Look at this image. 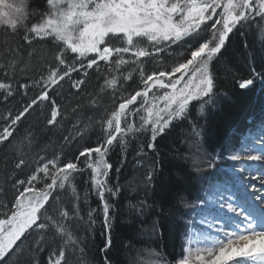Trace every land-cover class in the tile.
<instances>
[{"label": "snow or ice", "instance_id": "1", "mask_svg": "<svg viewBox=\"0 0 264 264\" xmlns=\"http://www.w3.org/2000/svg\"><path fill=\"white\" fill-rule=\"evenodd\" d=\"M253 25L259 29L261 54L244 53L247 72L238 81L240 89L264 83V0H39L35 5L31 0H0V33L6 38V54L0 59V163L5 176V186H0V264H71L77 252L83 258L86 244L73 224L85 220L93 231L101 223L105 241L100 264H112L115 199L124 187L119 177L129 137L150 133L135 150L139 163L147 156L145 148L156 152L157 137L173 120L190 114L193 101L200 102L199 111L209 121L207 135L211 107L220 102L214 69L232 39L247 35ZM38 49L47 50L46 68L39 78L21 79L20 64ZM66 102H73L78 117L73 131L62 136L58 151L48 155L45 147L32 155L36 136L26 122L35 115L38 130L60 128ZM206 105L210 108L204 115ZM81 112L85 118H79ZM117 146L121 157L114 165L109 155ZM256 151L254 144H246L229 154L228 160L239 163L216 180L199 175L206 169L195 160L193 171L201 186L191 199L163 188L156 193L160 162L151 158L142 181L145 194L151 188L154 194L170 195L165 203L171 208L178 197L191 210L169 213L186 241L175 264H264V167L256 177L244 163L264 165V143L258 154H251ZM218 159H209L207 168H215ZM85 176L82 198L75 181ZM238 190L245 195L237 196ZM67 191L71 200L66 204L61 195ZM91 195L96 208L89 204ZM154 203L141 200L129 207L144 215Z\"/></svg>", "mask_w": 264, "mask_h": 264}, {"label": "trees", "instance_id": "2", "mask_svg": "<svg viewBox=\"0 0 264 264\" xmlns=\"http://www.w3.org/2000/svg\"><path fill=\"white\" fill-rule=\"evenodd\" d=\"M35 5L39 0H31ZM247 35H238L232 39V45L226 53L221 63L217 64L214 72L218 80V91L220 102L211 107L213 115L210 120V130L204 135V129L209 128V121L204 119L199 111V101H193L189 106L190 114L186 118L173 120L165 132L157 137L156 152H151L145 148L147 156L139 163L135 150L146 140L150 139V133H137L135 137L130 136V143L126 152L125 167L119 177V183L124 185L119 198L115 199L116 219L112 230L113 247L112 264H142L139 256L153 251L165 264H175V259L181 254V245L186 244L182 233L173 226L170 212L179 215L187 212L183 205L178 202L175 208L168 206L165 201H170L171 196L154 194L152 189L147 190L142 183L144 171L151 169V158L155 157L159 162L156 173L154 187L156 193L160 188L164 192L178 191L180 195L191 199L199 190L200 183L195 178L197 173L193 171L195 166L190 157V145L197 140L201 143L203 150L216 159L215 168L205 176L213 180L224 177L221 168L230 169L236 162L227 159L229 154L241 151L246 145L244 138L249 135L264 134V83L257 82L250 89H240L238 81L245 77L247 66L244 62V53L255 50L259 56L261 49V37L256 25L252 29H246ZM5 36L0 33V59L6 54ZM179 51V50H178ZM48 58L46 49H38L33 57L26 58L25 63L19 66V77L21 79L39 78L40 73L46 68L45 59ZM16 103H19L17 98ZM67 103L66 119L62 121V127L49 130L44 128L38 130L39 125L35 115L29 118L25 126H32V131L36 140L32 145V155L42 152L46 147L48 155H51L58 142H62L63 135L73 131L72 125L77 121V115L73 114V102ZM12 107V105H9ZM210 106H205L204 115H207ZM4 110V105L0 104V111ZM261 110L259 113L257 111ZM92 112L87 116L91 117ZM79 118H85V113L81 112ZM248 120L250 121L249 123ZM199 125V127H198ZM25 126H22L21 138H23ZM98 130V129H97ZM200 132V135H197ZM83 142V141H82ZM93 143L95 139L93 138ZM3 154L0 153V157ZM121 157V149L117 146L114 152L110 153L109 160L114 165ZM115 169H113L114 175ZM215 172L219 175H216ZM87 177H77L75 183L81 190L87 187L84 180ZM5 180L4 165L0 163V186ZM115 183L116 181L113 180ZM61 199L67 204L71 200V192L62 193ZM141 200H147L153 204L151 209H145L144 215H139L135 209L129 207L130 204H138ZM164 203V207L161 204ZM91 207L96 208L98 201L94 195L89 198ZM88 205H84L85 214ZM155 225V230L153 228ZM161 225L163 227H161ZM93 229L87 227V221L83 224L76 222L73 224V231L77 233L86 244L85 254L80 258L79 252L71 258V264H100L103 252L100 251L105 241L102 226L99 221ZM27 257V253H26ZM25 257V258H26Z\"/></svg>", "mask_w": 264, "mask_h": 264}, {"label": "rangeland", "instance_id": "3", "mask_svg": "<svg viewBox=\"0 0 264 264\" xmlns=\"http://www.w3.org/2000/svg\"><path fill=\"white\" fill-rule=\"evenodd\" d=\"M6 2H11V0H6ZM252 140V139H251ZM257 141H260L261 143H256ZM257 141H251V143L253 142L254 145H257L259 148H261V145L262 143H264V137L262 138V140L259 138V140ZM251 143H247V144H251ZM257 147V148H258ZM190 152L192 153V157H190V161H192L193 165L196 167L197 165L194 164V161L195 160H200L201 161V164L199 165L201 168H205L206 170L202 173H200L199 175H203L205 176L209 171H212V169H208L207 168V161L209 159H212L211 156L209 154H207L203 148H202V145L201 143H199V141L197 140L196 142H193L191 145H190ZM260 150L257 149L256 152H253L251 154H258ZM239 162H236V164H238ZM246 166L250 165V171L256 176V177H259L261 175V171L260 169L262 167H264V165L261 164V162H244ZM231 169V168H230ZM230 169H224V168H221V171L223 174L225 175H229L230 174ZM216 175H219L215 172ZM208 175V174H207ZM209 177V176H208ZM253 184H258V180L257 179H253L251 181ZM245 193L243 192V190H238L237 191V196H244ZM187 212H190L191 210L189 209H186ZM258 215V214H257ZM259 222V221H258ZM147 255H146V258H148L146 261H150V260H158V257L157 255L155 256H152L150 255V253H154L153 251H149V252H146ZM145 261V262H146ZM144 261H141L140 260V263L142 264H145ZM159 264H165L163 261H159Z\"/></svg>", "mask_w": 264, "mask_h": 264}, {"label": "bare ground", "instance_id": "4", "mask_svg": "<svg viewBox=\"0 0 264 264\" xmlns=\"http://www.w3.org/2000/svg\"><path fill=\"white\" fill-rule=\"evenodd\" d=\"M261 110H259V111H257V113H259ZM264 114V113H263ZM250 121L248 120V122L247 123H249ZM262 131H264V127H262V129H261ZM262 137H264V134H259V135H247V136H245V138H244V141H245V143L247 144V143H250L251 141H257V140H259V138L260 139H262ZM252 139V140H251ZM258 142V141H257ZM256 142V143H257ZM244 147V145L242 146V148ZM258 146H256V149H258V150H260V148L258 147ZM226 176V175H225ZM146 255H147V253H143V254H141V256H139L140 257V259H142V261H146L148 258H146ZM159 261H160V258L158 259ZM147 262V261H146Z\"/></svg>", "mask_w": 264, "mask_h": 264}]
</instances>
